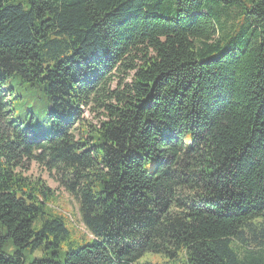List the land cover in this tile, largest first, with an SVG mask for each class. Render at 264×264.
Here are the masks:
<instances>
[{
	"label": "trees",
	"instance_id": "trees-1",
	"mask_svg": "<svg viewBox=\"0 0 264 264\" xmlns=\"http://www.w3.org/2000/svg\"><path fill=\"white\" fill-rule=\"evenodd\" d=\"M31 163L75 201L83 246ZM145 254L264 264V0H0V264Z\"/></svg>",
	"mask_w": 264,
	"mask_h": 264
},
{
	"label": "rangeland",
	"instance_id": "rangeland-1",
	"mask_svg": "<svg viewBox=\"0 0 264 264\" xmlns=\"http://www.w3.org/2000/svg\"><path fill=\"white\" fill-rule=\"evenodd\" d=\"M133 72L126 71L116 72L112 77L109 85L110 92H121L128 85H130ZM104 109L97 108L95 104L90 107L85 108L83 111L82 119L87 125L98 126L100 122L104 121L103 116ZM77 134V132H76ZM24 176L34 180H41L46 187L52 192L50 196V206L52 209L63 218L65 226L69 229L71 237L70 239H81L84 237L86 239L87 232L85 231L83 225L80 223L77 206L75 201L69 196L62 187H60L54 180L53 173H49L44 168L40 167L35 163H31L28 169L24 172ZM89 236V235H88ZM248 238V237H247ZM85 243L84 240H79L77 245L74 247H81ZM249 248L251 250L259 248L254 241L249 243ZM68 251L66 246H62L60 251V256L63 257L64 253ZM41 251H28L24 253L25 263H30L36 259L41 258ZM166 258L162 256H155L152 254H145L136 264H161Z\"/></svg>",
	"mask_w": 264,
	"mask_h": 264
}]
</instances>
